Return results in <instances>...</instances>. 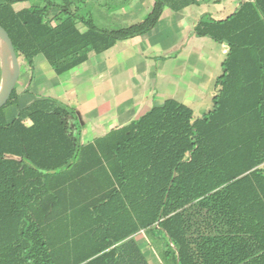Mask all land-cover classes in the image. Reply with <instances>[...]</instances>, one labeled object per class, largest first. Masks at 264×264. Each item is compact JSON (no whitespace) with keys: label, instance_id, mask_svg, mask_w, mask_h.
<instances>
[{"label":"trees","instance_id":"obj_1","mask_svg":"<svg viewBox=\"0 0 264 264\" xmlns=\"http://www.w3.org/2000/svg\"><path fill=\"white\" fill-rule=\"evenodd\" d=\"M56 1L65 18L47 21ZM72 1L83 0H0L19 63L32 70L42 55L62 75L147 34L165 10L209 0H154L118 29L77 17ZM193 35L228 48L200 118L167 100L83 145L74 111L50 97L8 121L12 90L0 108V264H148L140 233L163 264H264V0L223 20L203 13Z\"/></svg>","mask_w":264,"mask_h":264},{"label":"crops","instance_id":"obj_2","mask_svg":"<svg viewBox=\"0 0 264 264\" xmlns=\"http://www.w3.org/2000/svg\"><path fill=\"white\" fill-rule=\"evenodd\" d=\"M239 1L209 0L178 12L165 10L147 34L118 42L100 55L90 53L86 62L62 75H56L45 58L37 55L32 70L26 67L21 82L14 87L19 97L17 105L6 110L7 120H13L19 109L36 99L50 97L74 111L84 145L167 100L187 106L193 118H200L212 109L218 90L215 81L228 48L194 36L193 27L203 13L215 20L225 19ZM1 76L0 71V84ZM70 126L74 128L72 123ZM135 239L148 264H163L143 233Z\"/></svg>","mask_w":264,"mask_h":264},{"label":"rangeland","instance_id":"obj_3","mask_svg":"<svg viewBox=\"0 0 264 264\" xmlns=\"http://www.w3.org/2000/svg\"><path fill=\"white\" fill-rule=\"evenodd\" d=\"M150 3L151 0H83L81 2L72 1L69 8L77 17L86 16L87 13H91L95 19L96 26L99 28L118 29L128 27L140 17H144L146 11L150 9L148 7ZM55 4L58 8L51 10L50 15L46 18L47 21L57 22L55 21V17L59 20L65 18L59 11V7H64L63 3L56 1ZM27 5L24 2L16 3L14 4V8L18 10ZM77 26L81 28L79 23H77ZM26 67V63L21 61L20 74L16 83L21 82L22 75L26 72Z\"/></svg>","mask_w":264,"mask_h":264},{"label":"water","instance_id":"obj_4","mask_svg":"<svg viewBox=\"0 0 264 264\" xmlns=\"http://www.w3.org/2000/svg\"><path fill=\"white\" fill-rule=\"evenodd\" d=\"M0 41L4 45L6 50V54L10 61V70L5 74L2 59H1V84H0V108H2L6 102L8 101L12 90L16 84V81L20 74V63L16 54L14 52V48L12 42L6 33V31L0 26ZM1 58V54H0Z\"/></svg>","mask_w":264,"mask_h":264},{"label":"bare ground","instance_id":"obj_5","mask_svg":"<svg viewBox=\"0 0 264 264\" xmlns=\"http://www.w3.org/2000/svg\"><path fill=\"white\" fill-rule=\"evenodd\" d=\"M0 54H1L2 66H3L4 72H5V74H7V72H9V70H10V61H9V58L6 54V50L4 48V45L2 44L1 41H0Z\"/></svg>","mask_w":264,"mask_h":264}]
</instances>
